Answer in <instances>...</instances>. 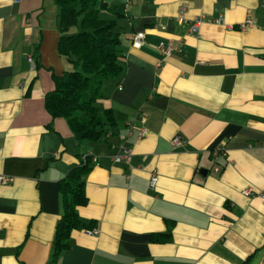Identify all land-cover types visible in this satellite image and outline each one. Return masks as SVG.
Wrapping results in <instances>:
<instances>
[{"label": "crops", "instance_id": "1", "mask_svg": "<svg viewBox=\"0 0 264 264\" xmlns=\"http://www.w3.org/2000/svg\"><path fill=\"white\" fill-rule=\"evenodd\" d=\"M105 1L129 20L123 73L95 102L115 122L79 141L45 106L72 68L59 6L0 0V264L51 263L59 182L85 153L88 200L58 264H264V0Z\"/></svg>", "mask_w": 264, "mask_h": 264}, {"label": "trees", "instance_id": "2", "mask_svg": "<svg viewBox=\"0 0 264 264\" xmlns=\"http://www.w3.org/2000/svg\"><path fill=\"white\" fill-rule=\"evenodd\" d=\"M59 6L58 52L73 66L54 74L55 87L45 95V106L53 117H64L79 141L98 140L105 124H114L111 109L100 113L95 104L102 97L103 82L123 73L121 32L114 7L105 0H54ZM91 169L90 159L71 167L60 180L63 213L57 223L50 264H58L68 246L71 231L78 227L77 207L88 200L83 176ZM170 234V233H169ZM166 233L165 239L170 238ZM159 237V238H158ZM155 240L160 236H152ZM161 239H163L161 237Z\"/></svg>", "mask_w": 264, "mask_h": 264}, {"label": "built area", "instance_id": "3", "mask_svg": "<svg viewBox=\"0 0 264 264\" xmlns=\"http://www.w3.org/2000/svg\"><path fill=\"white\" fill-rule=\"evenodd\" d=\"M202 19L201 18H197L195 19V21L192 23L191 25V31L194 33V31H197L198 28H199V25H201ZM250 20L244 22L241 24V26L243 28L247 27L248 26V22ZM144 38H145V33L143 31H136L133 35V45L134 46H137L139 47L140 45L143 44L144 42ZM158 47L163 50L165 53L167 54H170L173 50L174 51H178L180 52L182 50L181 46H180V43L178 44H172V43H164V42H160ZM28 59L33 62V57L32 56H29ZM147 133V130L146 128L144 127H141L140 128V135H145ZM122 136V135H121ZM174 142L177 143V144H181L183 142V140L181 139V137H174ZM215 153L217 154V151H215ZM84 155V160H86L89 155L87 153L83 154ZM132 157V150L130 147H123V152L120 153V154H115L114 155V160H117V161H129ZM92 159L93 160H96V157L95 156H92ZM8 180V177L5 176V175H0V183H4ZM158 180V174L153 172L152 176H151V186L153 187L156 182Z\"/></svg>", "mask_w": 264, "mask_h": 264}, {"label": "rangeland", "instance_id": "4", "mask_svg": "<svg viewBox=\"0 0 264 264\" xmlns=\"http://www.w3.org/2000/svg\"><path fill=\"white\" fill-rule=\"evenodd\" d=\"M129 15L131 14V13H129V12H127ZM127 14V15H128ZM118 22L121 24H125L126 25V27L128 26V23H129V20L127 19V17H124V16H122L121 18H118ZM128 28V27H127ZM127 28L126 29H123V31L122 32H125V33H123V34H126V32H127ZM73 66V65H72ZM98 106H99V104H98ZM99 108V111H100V113H103V111H104V109H101L100 107H98Z\"/></svg>", "mask_w": 264, "mask_h": 264}, {"label": "water", "instance_id": "5", "mask_svg": "<svg viewBox=\"0 0 264 264\" xmlns=\"http://www.w3.org/2000/svg\"><path fill=\"white\" fill-rule=\"evenodd\" d=\"M201 171H202V169H201Z\"/></svg>", "mask_w": 264, "mask_h": 264}]
</instances>
